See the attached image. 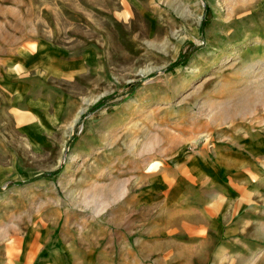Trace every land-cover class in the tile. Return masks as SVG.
<instances>
[{"label": "rangeland", "instance_id": "1", "mask_svg": "<svg viewBox=\"0 0 264 264\" xmlns=\"http://www.w3.org/2000/svg\"><path fill=\"white\" fill-rule=\"evenodd\" d=\"M141 3L0 0L7 255L18 222L24 229L52 218L61 229L64 218L108 215L121 193L138 192L131 176L168 180L192 156L237 151L243 131L264 135V66L241 58L248 49L264 53V42L242 36L264 17V0ZM251 79L262 86L255 105L239 100ZM241 140L264 150V139Z\"/></svg>", "mask_w": 264, "mask_h": 264}, {"label": "crops", "instance_id": "2", "mask_svg": "<svg viewBox=\"0 0 264 264\" xmlns=\"http://www.w3.org/2000/svg\"><path fill=\"white\" fill-rule=\"evenodd\" d=\"M254 24L242 36L257 45L264 42V17ZM247 57L262 65L264 53L248 49L242 61ZM244 86L241 103L263 101L258 79ZM247 132L236 138L237 151L218 146L213 156H192L180 176H131L127 182H138V192L121 193L105 206L108 215L64 218L61 229L52 218L24 229L16 223L13 257L7 255L6 232L0 233V264H264V150L241 140L257 142L264 135L257 128ZM183 181L188 193L182 192Z\"/></svg>", "mask_w": 264, "mask_h": 264}, {"label": "bare ground", "instance_id": "3", "mask_svg": "<svg viewBox=\"0 0 264 264\" xmlns=\"http://www.w3.org/2000/svg\"><path fill=\"white\" fill-rule=\"evenodd\" d=\"M248 40H249V39H247L246 41H244V43H245V44H246V43L249 44V43H248ZM252 66H253V65H251L250 67L252 68ZM262 66H264V60H263V62H262Z\"/></svg>", "mask_w": 264, "mask_h": 264}]
</instances>
